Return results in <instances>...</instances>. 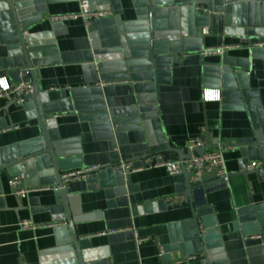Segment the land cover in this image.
<instances>
[{
	"label": "crops",
	"instance_id": "0c3cea01",
	"mask_svg": "<svg viewBox=\"0 0 264 264\" xmlns=\"http://www.w3.org/2000/svg\"><path fill=\"white\" fill-rule=\"evenodd\" d=\"M117 5L121 12L122 23L135 19L132 0H108L110 9ZM116 3V4H115ZM80 0H53L45 3V12L34 20L29 35L48 34L53 39L51 50L55 51L59 61L37 66L39 76L36 81L41 91L48 93L52 101H62L69 107L71 90L85 84L81 64L85 53L90 49L88 31L93 32L95 43L102 48L119 45L121 28L115 14L93 19L86 26L81 18L73 20H55L59 14L78 12ZM196 29V35H202V50L181 53L177 62L162 70L158 76L165 79L157 84L156 97L160 112L159 128L164 139L171 146L185 152L187 141L192 138L204 139L209 135L212 148H223V158L228 171V183L205 194L192 193V200L183 188L184 176L168 175L162 167L145 168L131 172L124 177L132 186L126 193L125 205L109 206L107 195L99 187H91L86 180H69L65 184L71 198L74 212L75 231L85 243L94 259L104 260L105 264H206V255L196 252H184L178 246L179 225L192 219L200 211V218L208 227L220 235L221 248H215V261L225 260L227 264H264V245L262 241L249 235L264 233V174L250 173L242 176V165L259 161L252 154L242 152L238 141L253 137L252 117L248 108L229 102L227 97L219 101H204L202 90L206 63L220 65L224 54L233 61L246 89L254 91L247 98L256 100L252 107L256 115L264 122V53L253 54L247 45L237 49H228L223 54L205 55L203 50L209 47L232 45L246 37L211 33L210 28L203 32ZM264 39V37L250 40ZM7 55L6 43L0 33V59ZM168 73V74H166ZM0 77L13 85L16 80L10 76V70H0ZM26 78L31 81L29 72ZM115 106L133 105L134 92L130 81L110 83ZM214 90L215 88H207ZM224 99V100H223ZM5 126L0 128V147L29 143L41 137L37 117L28 118L22 105L10 103L0 98V119ZM55 131L61 140L70 143L65 167L62 173L80 170L86 167H103L113 163L107 141L94 140L87 119L76 111H64L55 115ZM10 123L14 126L10 127ZM152 127L127 130L118 133V148L122 154L135 155L146 153L154 145ZM161 158L178 160L174 152L158 153ZM127 178V179H126ZM3 179L1 194L3 206H0V264H56L60 262L65 247L71 245V239L61 236L59 228L52 223L65 221L53 220V214L47 208L56 205L57 197L48 186H40L30 191L19 201L11 193L7 179ZM213 179L212 174L204 180ZM184 195L182 198L175 196ZM204 199V206L197 201ZM161 201V202H159ZM151 204L150 210H143ZM245 205H253L256 223H240L237 210ZM30 220L32 229H21L19 222ZM211 222V223H209ZM66 224V223H65ZM134 233L145 240L136 243ZM247 235V238H243ZM178 242V243H177ZM167 249L169 261L163 263L158 256V246ZM46 253V255H45ZM77 264V263H73Z\"/></svg>",
	"mask_w": 264,
	"mask_h": 264
},
{
	"label": "water",
	"instance_id": "95a60500",
	"mask_svg": "<svg viewBox=\"0 0 264 264\" xmlns=\"http://www.w3.org/2000/svg\"><path fill=\"white\" fill-rule=\"evenodd\" d=\"M51 1L0 0V33L7 51L6 57L0 59V70H10V76L17 80L18 70L23 67L28 69L33 90L25 96L21 105L28 118L37 117L41 129V137L32 142L0 147V206H3L2 176L8 181L13 176L22 175L28 186H50L57 200L55 206L47 209L53 214V220L65 221V228L59 231L63 237L69 235L72 242L65 247V251L72 253V259L56 264H105L104 260L94 259L91 252L85 249V243L76 235L72 202L62 178L70 142L59 139L55 131V115L76 111L87 119L94 140L107 141L113 163L88 171L86 175L91 176L86 182L91 186L89 188L99 187L105 191L109 206L125 205L124 196L131 192L132 186L127 184L122 172L115 169L119 159L135 161L151 153L174 152L181 161L189 159L192 153L201 155L214 146L210 143L209 135L204 137L203 145L185 152L165 141L164 133L159 128L160 112L156 97L157 84L165 79L158 75L177 62L181 53L202 50L203 36L196 35L197 28H210L209 34L223 33L249 39L264 37V0H132L135 19L128 23H122L119 16H116L121 9L112 1V11L122 33L119 45L99 47L91 32V46L81 64L87 84L71 90L69 107H64L62 101L50 100L48 93L41 91L36 81V75L39 76L37 66L59 61L55 51L45 52L52 48L53 39L50 35L32 36L28 33L31 23L45 12V3ZM88 1L91 10L110 7L108 0ZM206 64L205 86L219 89L222 98H230L227 99L229 102L248 108L252 117L253 137L239 140L237 146L242 152L252 154L262 164L260 168L248 170L246 162L240 174L244 177L250 173L264 174V122L252 108L257 105V101L247 98L254 91L246 89L245 82L232 67V59L226 54L220 65ZM123 81L132 83L134 104L115 106L112 99L114 90L109 84ZM4 122L1 118L0 128L5 126ZM9 126L14 125L10 123ZM147 126L152 127L154 139L150 151L121 155L118 133ZM189 174L182 172L183 188L190 200L193 192L205 194L225 186L221 178L191 183ZM14 196L19 201V197ZM195 204L204 206L206 202L201 199ZM151 207V204H146L143 210H150ZM201 213L195 214L193 207L192 219L178 226V242L181 243L177 247L180 246L184 252H190V247L196 252H203L206 264H227L225 260L216 262V251L211 250L219 243L220 235L212 230L204 235L198 231L196 219ZM237 215L240 223H256L253 205L240 207ZM161 259L163 263L169 261L168 255Z\"/></svg>",
	"mask_w": 264,
	"mask_h": 264
},
{
	"label": "built area",
	"instance_id": "2783aa9c",
	"mask_svg": "<svg viewBox=\"0 0 264 264\" xmlns=\"http://www.w3.org/2000/svg\"><path fill=\"white\" fill-rule=\"evenodd\" d=\"M205 12V10H203ZM113 11L110 8L107 9H96L91 10L89 6L88 0H80V8L78 12L74 13H67V14H59L54 16L55 20H73L77 18L83 19L86 26L90 25V21L93 19L113 15ZM207 28V27H206ZM207 29H203V32H207ZM92 31H88L90 36ZM243 45H247L251 51H264V39H243L241 42L232 44V45H225L219 47H209L203 50L205 55L210 54H223L228 49H237L242 47ZM28 73V69L23 67L18 70V79L13 85H10L4 77H0V98H7L9 101H13L14 103L21 105L24 102L25 96L32 93L33 87L32 82L26 78V74ZM209 88L208 86H205ZM203 89L202 90V99L204 101H219L222 99L220 90L219 89ZM213 89V88H212ZM204 144L203 139L200 138H192L187 141L186 149L192 150L195 147H199ZM262 162L259 161H251L246 165V169H256L261 167ZM151 167H162L166 170L168 175H180L183 171H186L189 174V181L191 183L201 182L204 180V177L208 174H212L213 178H221L224 184L228 183L229 175L228 171L225 166L224 158H223V148L215 147L207 149L201 155H197L192 153L189 159L185 160H175L171 161L168 159L161 158L156 153H151L146 157H141L139 160L131 161V160H123L119 159L115 169L120 170L124 177H127L131 172L139 171L145 168ZM97 166L86 167L80 170H71L67 171L62 174L63 180L67 183L69 180L75 179H82L85 177L88 171L97 169ZM7 184L10 190L19 198H24L28 195L30 191L38 189L40 187H32L25 184L23 176H13L8 181ZM184 195L175 196V198H182ZM211 223V222H209ZM51 226L57 227L59 229H64L66 224L65 222L60 223H52ZM196 225L198 231L204 235L209 230L214 231V233H218L216 230H213L207 227V224L202 221L200 217L196 219ZM19 227L21 229H32L35 228V225L30 220H22L19 222ZM219 234V233H218ZM250 237L258 238L262 241L264 245V233L258 232ZM247 235H244V239L247 238ZM134 238L136 243H141L145 239L139 237L136 233H134ZM219 243L211 250H216L217 248H221L220 239L218 240ZM216 248V249H215ZM210 250V249H209ZM167 253V249L163 245L158 246V256L161 258L165 256ZM61 261H69L72 259V253L70 251H66L62 253ZM46 255V253H45ZM215 255V252H214ZM212 257V256H211ZM215 260V259H214ZM223 261V260H222ZM68 264V263H63ZM70 264V263H69ZM141 264V263H140Z\"/></svg>",
	"mask_w": 264,
	"mask_h": 264
}]
</instances>
